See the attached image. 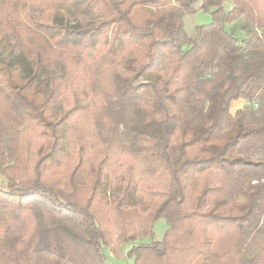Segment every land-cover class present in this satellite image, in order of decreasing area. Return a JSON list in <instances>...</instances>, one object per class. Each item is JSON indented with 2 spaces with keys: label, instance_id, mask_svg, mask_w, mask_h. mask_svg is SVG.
<instances>
[{
  "label": "trees",
  "instance_id": "16d2710c",
  "mask_svg": "<svg viewBox=\"0 0 264 264\" xmlns=\"http://www.w3.org/2000/svg\"><path fill=\"white\" fill-rule=\"evenodd\" d=\"M230 3L0 0V264H264V0Z\"/></svg>",
  "mask_w": 264,
  "mask_h": 264
},
{
  "label": "rangeland",
  "instance_id": "374dc122",
  "mask_svg": "<svg viewBox=\"0 0 264 264\" xmlns=\"http://www.w3.org/2000/svg\"><path fill=\"white\" fill-rule=\"evenodd\" d=\"M174 4V2H172ZM232 8V4L230 0H224V10L228 11ZM212 21L211 15L204 11H197L196 14L192 16H187L184 18V28L189 35H193V29L196 26L208 25ZM234 32L236 33L239 40L243 38V33L240 30L239 23L235 25ZM239 101V100H238ZM236 102V101H235ZM235 102L232 103L230 108L231 115L237 111L236 108L243 107V104L237 105ZM241 109V108H240ZM235 110V111H234ZM0 185H5V181L0 178ZM167 229V223L164 218L158 219L153 226V232L151 237L142 239L141 243H150L153 241H160L165 234ZM139 242H136V244ZM132 245H127L123 247L124 255L122 257H116L111 254H107V264H132L133 259L131 257H127L126 253L130 250Z\"/></svg>",
  "mask_w": 264,
  "mask_h": 264
},
{
  "label": "crops",
  "instance_id": "0c3cea01",
  "mask_svg": "<svg viewBox=\"0 0 264 264\" xmlns=\"http://www.w3.org/2000/svg\"><path fill=\"white\" fill-rule=\"evenodd\" d=\"M235 103L240 106V104H243L244 105L245 104V101L244 100H239V101H236ZM240 108H242V107L236 108L235 110H238Z\"/></svg>",
  "mask_w": 264,
  "mask_h": 264
}]
</instances>
